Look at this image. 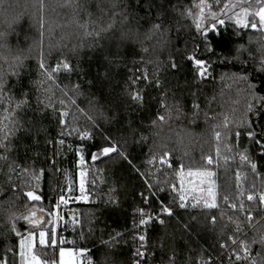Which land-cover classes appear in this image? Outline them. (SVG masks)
Returning a JSON list of instances; mask_svg holds the SVG:
<instances>
[{
	"label": "trees",
	"instance_id": "trees-1",
	"mask_svg": "<svg viewBox=\"0 0 264 264\" xmlns=\"http://www.w3.org/2000/svg\"><path fill=\"white\" fill-rule=\"evenodd\" d=\"M193 1L101 0V11L97 0H0V31H8L10 49L0 50V75L8 80L9 88L17 83L10 75L17 55L27 57L19 69L25 90L31 82L44 79L38 66L42 55L49 68L63 60L74 69L57 73L54 83L45 80L55 111L47 110L39 143L31 138L15 142L17 151L10 159L28 173L18 171L10 186L7 165L0 171V262L7 259L8 264H18L20 240L30 232L44 231L46 245L34 244L42 263L55 264L60 247L80 252L85 264H132L131 217L137 207L159 213L161 204L173 214L161 215L163 225L148 227L149 256L144 264H167L173 252L176 264H200L209 258L211 264H230L220 248L233 233L229 216L239 217L244 231L253 234L244 216L232 212L228 204L243 199L247 206L246 195L253 185L257 193L264 191V148L248 135L251 131L264 140V101L248 110L253 91L257 97L264 96V72L258 71L264 55L263 34L250 27L238 28L226 19L215 29L206 20L202 27L207 26V33L201 35L187 15ZM252 5L256 8L255 1ZM160 20L159 31L153 30ZM109 23L113 28L97 38L95 32ZM122 35L127 38L121 40ZM190 56L206 61V78L196 75ZM145 73L148 80L140 79L136 85L143 103L133 104L128 98L131 81ZM243 76L248 80L240 79ZM19 93L15 88L17 98ZM37 95L31 88L33 107ZM194 104L199 108L194 109ZM61 111L69 113L65 119L77 130L72 135H59ZM78 133H90V138L81 139ZM59 139L63 145L57 143ZM105 147L116 151L104 156ZM165 152L168 155L161 162ZM93 154L98 156L95 161ZM241 154L249 161L242 162ZM209 156L211 165L206 160ZM251 163L257 165L255 173ZM80 170L85 173L90 198L60 209L59 245L53 247L56 199L67 190L76 193ZM181 170L214 173L217 208L190 202L179 206L180 193L174 188ZM28 191L40 200H30L24 195ZM141 193L149 204L145 205ZM30 212L39 221L25 220ZM252 214L253 223L259 220L264 225V212ZM12 216L20 217L15 221L20 236L11 230ZM212 216L217 221L214 226ZM70 220L75 222L72 227ZM117 233L123 236L110 248L105 242ZM257 251L258 245L252 255ZM231 264H236L234 257Z\"/></svg>",
	"mask_w": 264,
	"mask_h": 264
},
{
	"label": "snow or ice",
	"instance_id": "snow-or-ice-1",
	"mask_svg": "<svg viewBox=\"0 0 264 264\" xmlns=\"http://www.w3.org/2000/svg\"><path fill=\"white\" fill-rule=\"evenodd\" d=\"M221 0H216V6L219 7V12L212 11V4L206 3V0H199L198 4H194V7L198 9L197 13H192L190 10L187 12V15L193 16L195 27L198 33L201 35H206L207 26H203L204 22L207 20L211 24L212 29H215L217 24L223 25L225 24V20L234 21L235 26L238 28H251L253 30H259L264 32V0H255L256 9L252 10V0H229L228 3H223L222 7ZM97 7L103 11L101 0H97ZM115 7V5H113ZM151 8V4L149 5ZM208 9V12H205V9ZM238 9V10H237ZM123 13H116V15H122ZM89 15H91L89 13ZM163 21L157 22L153 25V30L159 31L161 28ZM11 28V25H9ZM113 28V24L109 23L107 28H102L100 31L95 32L97 38L100 37L101 32L110 31ZM91 34V33H89ZM43 33H41V36ZM147 38H151V34H146ZM7 38L8 31H0V50H4L6 52H10L7 46ZM127 37L122 35L121 40L126 39ZM136 38H139V33L137 32ZM211 51V49H209ZM261 52L264 53V46L261 48ZM5 62H7V57H3ZM27 59V57L17 55L14 57L15 64L10 65L12 71L10 75H13L17 78V83L13 85L11 88L8 86V80L4 75H0V171L3 170V165H7L8 172L7 176L9 178V184L11 186V177L16 174L18 171L21 173H28L27 168H21L20 165L16 163L15 160L10 159L11 153L17 151L15 142L20 140L21 138H31L34 143H39V136L41 132L45 131L43 127V120L46 117L47 110L52 108L55 111L54 106L51 103V98L48 95L49 89L44 87L45 80L51 81L54 83L56 74L63 71L67 73H71L74 69L71 64L67 61H59L55 66L48 67L46 66L43 55L39 61V69L41 75L44 77L42 80L34 81L30 83L29 89L25 90L22 81H21V73L19 69L23 67V61ZM189 60L194 61V66L197 69L196 75L204 79L208 75V68L206 65V61L197 59L195 57H188ZM172 67L175 68V63L172 64ZM258 71L264 72V55L260 60V68ZM140 79L148 80L147 74H143L142 77H135L132 79V87L129 89L128 98L133 104L142 105L143 103V95L141 91L136 87ZM240 79L247 81L248 77L243 76ZM35 88L38 95L36 96V103L33 107L31 102V88ZM76 89L79 88V85L74 86ZM19 88V98L14 94V89ZM249 88H253L252 85H249ZM65 95L67 93L65 92ZM43 97V98H42ZM264 101V96L257 97L255 92L253 91V100L248 104V110L251 112L254 107L257 106L258 102ZM75 103V101H72ZM60 104L63 105L64 101L61 100ZM194 109H198L199 105L194 104ZM60 120L59 124L61 126V131L59 135L61 137L72 135L74 131H77L74 127H69L67 120L65 119L69 113L67 111H61L59 113ZM91 118V117H90ZM160 120H164L163 116L159 117ZM27 125V126H26ZM79 134V133H78ZM81 139L90 138V133L79 134ZM239 136V133H236ZM250 139H254L255 142L264 148V140L257 139L253 132L248 133ZM216 139L219 141L220 133H216ZM51 143V141H47ZM58 144L63 145L64 140L59 139L57 141ZM28 145H25L27 148ZM116 149L114 147H105L102 149V155L107 156L109 153L115 152ZM264 154V153H262ZM121 155H123L121 153ZM168 153H164L161 157V162H163L164 157L167 156ZM217 155H219V148H217ZM92 159L95 161L98 159L96 154H93ZM126 159V157H125ZM240 160L242 162L249 161V157L246 154L240 155ZM81 163H83V158L81 157ZM151 162V161H150ZM207 163L211 165L213 163V158L211 156L207 157ZM251 170L255 173L257 170V165L255 163H251ZM84 173H81L83 177ZM198 176L202 177H211L214 175L212 172H198L196 173ZM236 179L239 182L240 174L236 173ZM239 187V184L237 185ZM151 187V185H149ZM255 185H253V191L246 195V200L248 205L243 199L239 201V203H230L228 207L234 213H239L244 216L245 220L248 223L249 229L252 231V235L249 236L248 232H245L243 227L241 226V222L239 221V217L233 219V217H228V222L233 225V233L229 235L227 240L224 243L220 244L221 250L226 251L227 259L230 264L235 258L236 264H241V262L246 261L247 264H264V233L261 232V229L264 228V225L261 224L259 220L254 221L253 212L261 211L264 212V191H260L257 193L255 190ZM163 190V189H161ZM209 196H211V202H205L204 207L208 209L217 208L218 205L216 203V196L212 192V189L209 188ZM80 192H84V182L81 180L80 184ZM26 197L30 200L38 201L40 197L35 195L32 191H28L24 193ZM144 200L145 205L149 204L148 197H145L143 193L140 194ZM242 197L245 195L244 192L240 194ZM185 197L180 195V207L184 208L186 205L183 203ZM225 202H228V197H224ZM60 201L62 203H66L67 201L63 196L60 197ZM252 205H256V207H252ZM172 210L168 206H164L161 204V208L159 213L156 215H152L150 212L146 211L144 208H138L134 215L139 216L138 224L134 220L133 223L136 228H142L148 225L153 220L157 221L159 224L163 225L165 221L161 219V215L171 216ZM20 219V217L12 216L10 217V222L12 223V231L15 232L17 236L21 234L15 228V221ZM25 220H30V217H24ZM216 217H211V223L213 226L216 224ZM257 225H261L260 228ZM227 227V225H225ZM259 233V235H257ZM33 233H29L27 241L25 239L20 240V256H21V264H42V261L36 255H26L24 248L27 243L29 249L32 247V238ZM123 236V233H117L112 239L108 242L110 248H114L118 243L119 239ZM46 232H39V243L40 245H46L47 241L45 239ZM134 240L139 241V247L135 251V257H137L136 264H142V262H146L149 253L147 252V237L146 234H138L134 236ZM51 245L55 247L57 241L55 238L54 230L53 235L50 237ZM64 243V241H61ZM258 245L260 251H257L255 256L252 255L253 247ZM162 246V245H161ZM83 251V250H82ZM60 256V264H76L75 259H73L74 253L71 250H65L64 248H60L59 251ZM0 264H8V260L4 259ZM43 264H49V262L45 261ZM54 264V262H53ZM89 264H92L89 261ZM167 264H176V254L173 252L172 255L168 257ZM200 264H211V259L207 261H201Z\"/></svg>",
	"mask_w": 264,
	"mask_h": 264
},
{
	"label": "rangeland",
	"instance_id": "rangeland-1",
	"mask_svg": "<svg viewBox=\"0 0 264 264\" xmlns=\"http://www.w3.org/2000/svg\"><path fill=\"white\" fill-rule=\"evenodd\" d=\"M253 1H255V0H252V2ZM228 2H229V0H221L220 7H222L223 3H228ZM198 3H199V0H194L193 1L192 6L190 8V11L192 13H197L198 12V9L196 7H194V4H198ZM206 3L213 5V7L211 9L212 11L219 12V7L216 6V0H206ZM255 9L256 8L253 5L252 10L255 11ZM205 12L206 13L208 12L207 8L205 9ZM191 17L194 20L193 16H191ZM262 34H263V41H264V32H262ZM198 172H206V171H191V170H181L180 171L178 186H177V188L175 187L174 190L179 192L180 195L182 194L185 197L183 203L190 202V204H200V205L203 204L204 205L206 201L207 202H211V196H209V191L208 190H209V188H211L212 192L214 193V186H213V182H212V177L198 176V175H196V173H198ZM81 173H84V171L80 170V172H79L78 182H77L78 185H77L76 190L80 189L81 180H83V182H84V179H85V173H84L83 177L81 176ZM84 187L86 188L85 185H84ZM72 194H73V192L71 193L69 190H67V192H65V196L68 197V198H70ZM89 198H90V194H89ZM89 198L87 200H84V202H87L89 200ZM59 215L61 217V214H59ZM27 217H30V221H32V222L39 221V219H40V217L37 216L34 212H30L27 215ZM53 221H54L53 222V228H52V232H51L52 235H53V230L56 229V227H55L56 226V223H55L56 219L54 218ZM74 223L75 222L72 221V220L69 221V225L71 227L74 226ZM59 224L61 225V221L60 220H59ZM37 234L39 235V232ZM34 235H33V238H34ZM28 236H29V234H27V236L24 237L23 239H25L27 241ZM33 238H32V241H31V243H32L31 249H29L27 243L25 245L24 251H25L26 255H36V253L34 251V246H33V243H34L33 242ZM45 239L47 241V237H45ZM56 245H57V243H56ZM30 250L33 251L32 254L29 253ZM65 250H68V249H65ZM20 251H21V249H20V244H19L18 264H21V259H22L21 256H20ZM59 251H60V247L57 248L55 264H60ZM72 252L74 253L73 259H75L76 264H85V262H84L85 260L82 258L80 252H74V251H72Z\"/></svg>",
	"mask_w": 264,
	"mask_h": 264
},
{
	"label": "built area",
	"instance_id": "built-area-1",
	"mask_svg": "<svg viewBox=\"0 0 264 264\" xmlns=\"http://www.w3.org/2000/svg\"><path fill=\"white\" fill-rule=\"evenodd\" d=\"M207 160V159H206ZM65 200L67 201L66 203H62L60 201V198H57L56 199V203H55V206H54V218L56 219L55 223H56V229L54 230V234H55V237L57 238L59 236V233H60V230H59V220H60V209L62 207H65L67 206L68 204H71V203H78V202H84V200H87L89 198V192L88 190L84 187V192L81 193L80 192V189H78L76 191L75 194H73L70 198L64 196ZM138 208H144V207H137ZM136 209V210H137ZM145 209V208H144ZM135 210V212H136ZM146 211L150 212L152 215H156L157 213L155 212H152L148 209H145ZM134 212V213H135ZM162 219V216L160 217ZM136 221V223L138 224V221H139V216L138 215H134L131 217V220H130V227H131V234H132V238H133V241H134V246H133V261H132V264H136V260H137V257H135V251L136 249L139 247V241L138 240H134V236L138 235V234H146V237H147V230H148V227L153 224V223H158L157 221L153 220L152 222H150L148 225L142 227V228H136L133 221ZM65 231H67V229H65ZM57 241V240H56ZM57 245H58V241H57ZM29 253H33L32 250H30ZM43 264V263H42ZM142 264H144V262H142Z\"/></svg>",
	"mask_w": 264,
	"mask_h": 264
},
{
	"label": "crops",
	"instance_id": "crops-1",
	"mask_svg": "<svg viewBox=\"0 0 264 264\" xmlns=\"http://www.w3.org/2000/svg\"><path fill=\"white\" fill-rule=\"evenodd\" d=\"M26 236H27V235H26ZM26 236H25V237H26ZM38 236H39L38 234H35V235H34V238H33V242H34V243H33V246H34V244H35L36 242L39 243V237H38Z\"/></svg>",
	"mask_w": 264,
	"mask_h": 264
}]
</instances>
